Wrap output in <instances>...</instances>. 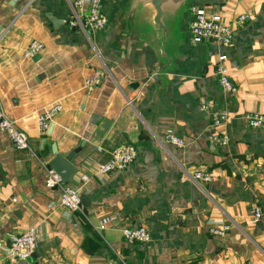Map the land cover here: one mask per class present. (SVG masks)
Segmentation results:
<instances>
[{
    "label": "crops",
    "instance_id": "0c3cea01",
    "mask_svg": "<svg viewBox=\"0 0 264 264\" xmlns=\"http://www.w3.org/2000/svg\"><path fill=\"white\" fill-rule=\"evenodd\" d=\"M76 1L0 0V109L30 143L17 150L0 132V244L32 227L39 241L27 262L0 252V264H264V222L250 217L256 207L264 213V127L246 121L251 112L264 114V0L213 5L227 20L250 16L230 48L195 44L184 9L165 24L163 46L156 10L144 0H102L109 24L87 35L68 23L87 13L74 10ZM179 8L164 3L171 15ZM33 41L44 45L38 61L24 58ZM222 53L239 87L233 95L216 75ZM96 72L102 84L90 87ZM203 99L228 112L224 125L213 124ZM54 104L62 111L51 134H42L38 117ZM106 119L102 138L92 133L73 159L79 172L124 145L135 146L137 158L124 173L80 185L89 205L68 213L59 190L45 185L53 147L70 156L90 125L98 129ZM169 133L181 144L167 142ZM214 135L226 136L227 145ZM197 170L212 183L196 184ZM223 224L233 226L225 236L210 234ZM130 225L145 227L151 241L128 243L122 230Z\"/></svg>",
    "mask_w": 264,
    "mask_h": 264
},
{
    "label": "built area",
    "instance_id": "2783aa9c",
    "mask_svg": "<svg viewBox=\"0 0 264 264\" xmlns=\"http://www.w3.org/2000/svg\"><path fill=\"white\" fill-rule=\"evenodd\" d=\"M88 8L87 13L77 14L76 12L68 20L70 27L81 31L87 35L90 33L101 32L109 24L107 16L102 9V0H78L74 3V10L78 8ZM216 7V6H215ZM189 13L191 16L190 36L195 44L215 45L221 48H230L236 40L238 27L244 25L249 19V15H239L233 21L227 20L222 11L214 8L213 5H200L198 1L194 2ZM44 45L40 41H33L24 54L27 60L33 59L36 55L41 54ZM228 56L224 53L218 56L216 63V75L218 77L221 89L230 95L236 94L239 87L232 81L230 69L226 64ZM102 84V72H96L95 75L87 81L90 87H96ZM201 108L204 111H211L215 126L224 125L229 115L226 111H217L212 103L203 99ZM62 111V105L54 104L38 117V126L42 134L49 129L55 116ZM246 121L251 129H260L264 127V114L260 112H251L246 115ZM0 132L5 133L15 149H30L28 135L19 130L15 124L10 121L0 109ZM212 140L221 146L228 143L226 136L219 137L214 135ZM166 141L173 145H180L181 141L173 134L169 133ZM99 150H102L99 148ZM137 149L133 145H124L116 148L111 153L108 162L97 163L88 161L85 163L87 172H78L73 180L66 184L62 178L51 168L47 169L45 185L48 189L59 190V205L66 209L68 213H76L82 210L81 192L79 186L89 183L94 179L105 180L111 174L124 173L135 162L137 158ZM196 184L212 183L213 178L205 170H197L191 175ZM250 217L254 223H260L264 218L261 208L256 207L250 211ZM113 220H117L114 218ZM231 224H223L210 228V234L214 237H223L232 229ZM126 241L130 244H145L151 241L149 231L142 226H127L122 230ZM38 228L32 227L25 233L14 236L10 239L9 244H0V252L3 256L16 263L27 262L33 257L38 246ZM108 264H128L122 258L110 260Z\"/></svg>",
    "mask_w": 264,
    "mask_h": 264
},
{
    "label": "water",
    "instance_id": "95a60500",
    "mask_svg": "<svg viewBox=\"0 0 264 264\" xmlns=\"http://www.w3.org/2000/svg\"><path fill=\"white\" fill-rule=\"evenodd\" d=\"M144 1L150 2L156 10L154 22L159 27V29L163 31V34H164L163 46H165V40L169 33L168 32L169 29L165 24L168 22V20H170V22H173L175 19H177L179 17L180 12L185 8L189 0H171L172 2H174V4L178 6L180 4L179 10L176 12L174 11L172 12L173 15L164 11V3L167 2L168 0H144ZM196 1H198L200 5L222 4L221 2L222 0H194V2ZM52 21H54V19ZM40 58H41V55L39 54V55H36L33 58V60L38 61L40 60ZM136 87L138 86H135V88ZM109 126H110V121L107 119L104 120V122L98 129L94 125H90L89 127L90 130H88L83 136V141L81 143V146L78 149H76V151L72 153L70 156H64L63 154L58 152V149L56 146L53 147V153L55 157L54 159L50 161L49 166L62 178L64 183L66 184L70 183L73 180L74 176L79 172V168L72 161L76 157V155L80 153L83 150V148L86 146V143L90 139L91 134L95 133V135L98 138H102V136L104 135L105 131L109 128ZM53 127L54 125L51 124L47 132L48 135L51 134ZM81 201L84 207H87L89 205V199L87 196L81 195ZM174 213L177 214L179 213V211L177 210ZM263 222H264V218H263Z\"/></svg>",
    "mask_w": 264,
    "mask_h": 264
},
{
    "label": "rangeland",
    "instance_id": "374dc122",
    "mask_svg": "<svg viewBox=\"0 0 264 264\" xmlns=\"http://www.w3.org/2000/svg\"><path fill=\"white\" fill-rule=\"evenodd\" d=\"M193 1H194V0H189V1L187 2L186 6H185V8H184V10H186V12L189 11L191 5L193 4Z\"/></svg>",
    "mask_w": 264,
    "mask_h": 264
}]
</instances>
